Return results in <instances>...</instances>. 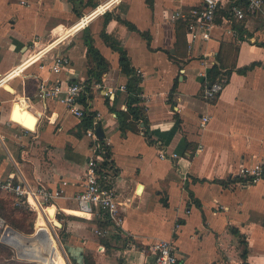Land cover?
<instances>
[{
    "label": "crops",
    "instance_id": "1",
    "mask_svg": "<svg viewBox=\"0 0 264 264\" xmlns=\"http://www.w3.org/2000/svg\"><path fill=\"white\" fill-rule=\"evenodd\" d=\"M105 1L0 0V75L32 54L35 39L37 49L48 46L41 62L9 79L15 93L0 90V179L23 176L54 193L48 217L59 223L55 214L66 215L63 245L79 263L84 254H96L100 245L107 252L102 243L107 239L122 259L119 264H146L152 259V243L164 238L174 240L182 264H264V177L251 183L239 176L243 167L263 170L264 165V5L237 21L228 20L225 3L212 39L197 42L191 51L187 32L178 39L177 21L171 15L199 0H121L86 28L57 40ZM230 27L235 37L225 31ZM86 35L109 67L101 81H93L90 104L103 114L104 139L110 142L118 169L113 184L121 202L124 236L98 237V218L77 210L76 196L83 188L94 142L88 134L81 138L74 134L80 119L63 104L37 95L42 80L88 79ZM222 42L239 48L237 68L258 64L243 72L234 70L223 91L207 101L202 86ZM113 45L126 52L140 78L148 127L121 130L116 113L109 109H127V89L120 86L132 78L122 73ZM56 56L70 59L61 73L51 70ZM107 90L113 91L109 106ZM16 101L37 118L34 130L12 120ZM205 115L210 120L201 128ZM146 130L153 143L146 139ZM161 151L168 156L161 157ZM36 227L47 228L42 213ZM119 241L124 243L122 249H117ZM54 245L67 264L56 240ZM98 257L96 264H111Z\"/></svg>",
    "mask_w": 264,
    "mask_h": 264
},
{
    "label": "built area",
    "instance_id": "2",
    "mask_svg": "<svg viewBox=\"0 0 264 264\" xmlns=\"http://www.w3.org/2000/svg\"><path fill=\"white\" fill-rule=\"evenodd\" d=\"M121 0H107L98 4L88 14H84L80 17L69 29L77 26L84 18L89 16V21L76 30L78 32L81 29L87 27L91 20L99 15L107 13L112 6ZM225 3L229 4L228 11L230 19L242 20L248 14L261 10L264 5V0H199L197 4L190 6L189 8L179 7L172 15V21L183 20L185 21L186 32L188 35V50L191 51L197 42H206L212 39L213 32L219 25L217 24V17L220 9ZM100 7H102L100 9ZM228 35L236 36L234 29L227 28ZM75 32V33H76ZM69 31L67 34H70ZM67 35H64L57 39L60 41ZM39 40L35 39L32 42V54L18 64L22 66L20 72H17L15 76H11L9 79L21 76L25 70L36 62L42 61V56L45 54L44 49H37L39 47ZM43 50V52H41ZM40 52L38 58L31 59V57ZM70 63V59L67 56L55 57L54 63L51 66V70L55 73H61L66 66ZM43 67V64L41 65ZM13 69V68H12ZM11 69V70H12ZM3 75H0V90L5 87V82L10 81L6 79L10 71ZM140 73V70H138ZM228 81V76L222 74L219 75L214 81H209L207 76L202 86V96L207 101L214 100L224 89ZM100 87V84H96ZM84 85L81 81L68 82L64 79L57 78L54 81L42 80L38 86V97L42 100H54L64 105L66 111L78 118L82 119L86 114V107L80 101L83 93ZM120 89L126 90L125 85H121ZM113 91H105V95H112ZM91 111L94 112L92 126L88 129L87 134L92 138L94 144L92 146V155L87 161V170L83 180V188L77 194V210L83 213V216H96L100 221L104 222V225H96L95 234L98 237H109L111 235L118 234L124 236L123 223L124 217L122 214L121 202L118 200V196L113 184V178L115 171L113 168L102 170L98 166L97 159L100 158L99 154L103 148L98 144L99 136L96 130L99 126H102L103 114L99 110H94L91 106ZM210 120L208 115L202 116L200 120V127L205 128ZM21 128L28 132L29 129L21 126ZM106 145L110 146L109 140L105 139ZM172 157H177L176 153L170 154ZM161 157H167L166 151L160 152ZM264 172L261 167H243L239 176L246 179L247 182H257L262 179ZM0 190L12 193L16 197L17 205H25L31 210L38 213H42L45 218L49 219L47 214V207L53 205L52 200L54 193L41 184H31L23 176L20 179L15 180V177L9 175L6 179H0ZM8 226L6 220L0 215V242L4 235V232ZM104 249L102 245L99 246V250ZM149 256L151 261H147L146 264H182L181 255L173 239H156L149 249Z\"/></svg>",
    "mask_w": 264,
    "mask_h": 264
},
{
    "label": "trees",
    "instance_id": "3",
    "mask_svg": "<svg viewBox=\"0 0 264 264\" xmlns=\"http://www.w3.org/2000/svg\"><path fill=\"white\" fill-rule=\"evenodd\" d=\"M229 11H227L228 15ZM220 18H218V21ZM127 25L130 27L132 26L129 22L124 21ZM186 31L185 27V21L178 20L176 24V33L178 39H180L181 32ZM86 46H87V53L89 55V61L87 65V73H88V79L83 82L84 89L83 93L81 95L80 101L84 104L86 107V114L85 116L80 120L79 124L76 126V129L73 130L74 134L77 135L79 138L83 137L87 134L88 129L92 126L94 112L91 111V104L90 101L94 97V91L92 88L93 81H101V78L104 73L108 71V63L105 59V57L101 54V52L94 46V41L91 36L85 37L84 40ZM114 50H117L119 52V63L121 67V71L126 76H131L128 85H126L127 89V109H117L113 106H109L110 97H107V104L109 106V109L111 112L116 113L118 121H119V127L121 130H138L140 126L148 127V119H147V111L145 106L142 105V98L139 96V82L140 78L136 76L135 69L131 66L130 60L127 57L126 52L117 47L112 46ZM239 48L232 44V43H226L222 42L220 45V49L216 54V58L214 61V64L212 68L210 69L207 78L209 81H214L219 75H226L229 77L231 73L234 70L237 71H246L249 69L254 68L258 62H253L247 66H244L242 68H237V55H238ZM177 85V81L175 82L174 87L172 90H175ZM146 139L148 142L153 143V140H151V136L149 134V131L146 130L144 133ZM98 144L103 148L101 150L99 156L100 158L97 159L98 166L102 169H109L113 168L114 171H118L116 168L114 162L112 161V154L110 146L106 145L104 137H100ZM264 170V165H263ZM194 181H201L197 178H193ZM16 197L14 194L9 193L7 191L0 190V215L6 220L8 225L11 227L19 230L22 233H32L34 230V212L30 208H28L25 205H17L16 203ZM17 213H21L22 217L18 218L16 217ZM32 215V219L30 220L29 224H26V220L28 218V215ZM73 218V217H72ZM105 223L97 220V225L101 226ZM63 229V227H62ZM61 240L62 242L65 241L67 233L63 231L61 232ZM102 243L106 245L107 249L109 250L112 245L109 240L103 239ZM14 251L11 246L0 242V260L8 262L7 264H17V260L14 256ZM69 256L71 257V260L73 264H96L95 257L93 256V253H86L83 256V262L79 263L74 257H72L69 253ZM3 263V262H2ZM0 262V264H2Z\"/></svg>",
    "mask_w": 264,
    "mask_h": 264
},
{
    "label": "bare ground",
    "instance_id": "4",
    "mask_svg": "<svg viewBox=\"0 0 264 264\" xmlns=\"http://www.w3.org/2000/svg\"><path fill=\"white\" fill-rule=\"evenodd\" d=\"M101 8L102 7H100V9ZM88 20H90L89 19V16L86 19H83L77 26H75V27H73L71 29L62 31L61 37H63L64 35H68L67 33L69 31L71 33H75L76 30L80 29L85 24V22L88 21ZM46 48H48V46ZM41 52H43V50H41ZM40 54L41 53L38 52L37 54L33 55L31 57V59H34L35 60L36 58H38L40 56ZM21 69H22V66L21 65L20 66H16L15 68H13L10 71V73L8 75H6L7 76L6 79H9L11 76H15V74L17 72H20ZM5 87H6V89H8L11 92L15 93V90L12 89V87L9 86L8 81L5 82ZM26 109H22L21 106H20V104H19V101H16L15 104H14L13 112H11L12 113L11 114L12 120H14L17 123H20L21 125L29 128L31 130H34L35 129L36 122H37V118L34 115H32L31 113H29ZM47 209H48V207H47ZM53 214H54V209L51 208L50 209V215H53ZM38 223H39V226H41V224H43L42 218H39ZM38 229H40V228H38ZM54 243H55V239L52 236V246L54 245ZM29 244L39 254L44 255V256L47 257L46 260L43 262V264H65V261L62 259L61 255L59 254L58 249H57V247L55 245L52 247V249H51V251L49 253L48 252L46 253V246L40 240H37V239L36 240H33Z\"/></svg>",
    "mask_w": 264,
    "mask_h": 264
},
{
    "label": "water",
    "instance_id": "5",
    "mask_svg": "<svg viewBox=\"0 0 264 264\" xmlns=\"http://www.w3.org/2000/svg\"><path fill=\"white\" fill-rule=\"evenodd\" d=\"M96 133L99 137L105 136L102 126L97 128ZM56 224L62 226L61 223ZM36 239L40 240L46 246V253L51 251L52 235L46 228L36 229L33 235H27L8 225L1 242L11 246L15 250L17 258L21 260L43 263L47 257L39 254L29 244Z\"/></svg>",
    "mask_w": 264,
    "mask_h": 264
},
{
    "label": "rangeland",
    "instance_id": "6",
    "mask_svg": "<svg viewBox=\"0 0 264 264\" xmlns=\"http://www.w3.org/2000/svg\"><path fill=\"white\" fill-rule=\"evenodd\" d=\"M21 215H22L21 213H17L16 217L21 218L22 217ZM55 215H56V219H57V221L59 223L63 224L65 222V219H66V215L65 214L58 213V214H55ZM19 216H21V217H19ZM32 216H33V214L32 215H30V214L28 215V218L26 220V224H29L30 220L32 219ZM36 218H37V213L34 212V224H35L34 225V230H33L32 233H27V235H33L36 232V229H37V227H36ZM55 222L56 221H54V220L52 221L51 219H47L46 218L48 231L51 233V235L56 240L62 255L66 259L67 264H73V262L71 260V257L69 256V254L65 250V247H64L63 242L61 240V236L60 235H61V232L63 231L62 226H58ZM64 232H66L65 228H64ZM24 234H26V233H24ZM118 244H119V247H117V249L118 248L122 249L123 246H124V243L119 241ZM13 251H14V254H15L14 256H15V258L17 260V264H43L42 262H31V261L21 260V259L17 258L16 252H15L14 249H13ZM99 255L104 260L108 259L111 262V264H119L122 261V259L118 255V251L116 249H109L105 253H104L103 250H97L96 254L95 253L93 254V256H95L97 258H99L98 257ZM95 260H96V258H95ZM0 262L1 263L3 262L2 264H7L8 263V262L2 261V260H0Z\"/></svg>",
    "mask_w": 264,
    "mask_h": 264
}]
</instances>
